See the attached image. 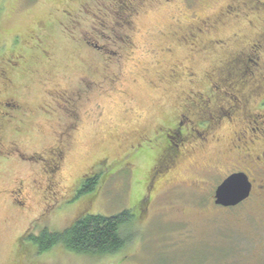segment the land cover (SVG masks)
Wrapping results in <instances>:
<instances>
[{"label": "rangeland", "instance_id": "rangeland-1", "mask_svg": "<svg viewBox=\"0 0 264 264\" xmlns=\"http://www.w3.org/2000/svg\"><path fill=\"white\" fill-rule=\"evenodd\" d=\"M62 1L0 0V65L9 63L12 51L31 53L21 48L30 43V33L38 31V25L63 29L60 24L67 19L61 12L66 6ZM91 1L76 0L71 7L92 5ZM224 1L190 0L188 5L177 2L147 8L134 18V52L121 68L106 71L116 72L118 80H102L101 72L105 71L92 65L95 58L90 59V66L80 67L74 43L65 48L51 41L61 48L55 47L52 63L37 60L46 80L39 81L41 87L36 94L32 92L37 96L29 104L33 101L47 110L53 101H60L63 91L88 92L92 87V93L90 100L83 97L88 104L78 122L75 116L63 120L71 127L67 134L55 139L49 132L53 123L36 119L42 135L18 146L29 160L12 155L10 160L19 165L0 169V264H264L263 201L254 195L231 211L214 205L218 185L227 177L224 175L242 167L227 161L222 143L184 156L161 180L163 172L151 174L159 151L158 136L137 142L143 135H153L172 109L198 106L199 98L183 96L186 82L169 77L179 60L188 64L185 50L178 49L170 35L194 21L193 15L210 16ZM52 34L54 38L56 31ZM38 45V39L31 42L32 47ZM169 45L172 57L166 49ZM86 74L85 82L77 81ZM164 78L171 80L169 86ZM95 83L100 86L96 88ZM49 120L59 127V119ZM76 123L81 129L78 132L72 129ZM7 137L11 138L9 133ZM54 143L66 145V158L59 173L47 179L40 158H47L43 149ZM85 175H91L90 179L100 176V182L95 191L84 195L80 192ZM125 211L133 214L135 223L123 228L130 241L118 254L85 256L63 246L40 254L31 240L43 231L63 232L80 217L108 218Z\"/></svg>", "mask_w": 264, "mask_h": 264}, {"label": "flooded vegetation", "instance_id": "flooded-vegetation-1", "mask_svg": "<svg viewBox=\"0 0 264 264\" xmlns=\"http://www.w3.org/2000/svg\"><path fill=\"white\" fill-rule=\"evenodd\" d=\"M189 1L92 0V5L77 6L75 9L71 6L76 4V0H63L62 4L66 6L61 12L67 19L66 23H59L63 29L59 31L53 25L51 28L38 25V31L30 33V43L23 44L21 48L29 49L31 53L12 51L9 63L0 65V169L11 170L19 165L10 160L12 155L19 154L23 161L29 160L28 156L21 155L23 152L18 146L42 135L35 126L36 119L43 118L46 124L53 123L49 132L53 138L59 139L71 128L63 120L75 116L78 122V115L88 104L83 97L90 100L92 87L88 92L77 88L73 94L63 91L59 95L61 103L53 101L47 110L44 106L33 105V101L32 105L29 104L41 87L39 81L46 80L37 60L46 59L52 63L56 56L55 47H60L51 41L59 42L65 48L74 43L78 46L74 53L82 62L80 67L90 66V59L95 58L97 62H92V65L105 71L101 72L102 80H118L116 72L106 71L121 68L124 59L134 52V18L154 5L168 7V4L177 2L188 5ZM189 7L193 8L194 4ZM219 8L210 16H191L194 21L190 20L183 29L179 27L178 32L170 35L174 43L179 44L176 47L185 50L188 64L179 60V64L170 70L169 77L172 81L184 80L187 85L183 84L186 87L182 89L187 90H182L183 96L199 98L198 106L172 109L153 135H143L137 142L139 144L152 139L151 136H158L156 144L159 151L151 174L163 172L161 180L170 175L167 170L172 172L173 165L184 156L203 151L206 147L215 148L222 143L227 161L242 166L225 174V179L231 174L243 172L252 185L249 199L242 204L252 200L254 195L264 203V0H225ZM175 21L182 23L180 18ZM55 31L53 38L51 34ZM37 39L41 45L32 47L31 42ZM166 49L170 55V45ZM85 76L77 77V81L85 82L87 74ZM164 80L169 86L171 80ZM94 86L97 88L100 85L95 83ZM50 118L59 119V127H55ZM72 126L74 132L81 130L78 123ZM8 133L11 136L9 139ZM65 147L63 143H54L43 149L47 158H40V162L47 179L59 173L66 158ZM90 178L91 175H85L84 185L89 184L87 181ZM257 190L259 193H255ZM215 203L216 198L214 205L217 206ZM261 205L264 207V204ZM217 207L231 211L220 205Z\"/></svg>", "mask_w": 264, "mask_h": 264}, {"label": "trees", "instance_id": "trees-1", "mask_svg": "<svg viewBox=\"0 0 264 264\" xmlns=\"http://www.w3.org/2000/svg\"><path fill=\"white\" fill-rule=\"evenodd\" d=\"M100 176L88 180L81 194L95 191ZM133 214L127 211L118 216L104 217L101 215L78 218L75 223L63 232L43 231L39 236L31 238L38 246L40 254L63 246L74 254L110 256L120 253L129 244L130 239L123 235V228L134 225ZM27 237L30 239V235Z\"/></svg>", "mask_w": 264, "mask_h": 264}, {"label": "water", "instance_id": "water-1", "mask_svg": "<svg viewBox=\"0 0 264 264\" xmlns=\"http://www.w3.org/2000/svg\"><path fill=\"white\" fill-rule=\"evenodd\" d=\"M215 194L216 205H221L225 208L236 207L247 200L252 191V185L249 182L248 176L244 173L232 174L218 185Z\"/></svg>", "mask_w": 264, "mask_h": 264}]
</instances>
